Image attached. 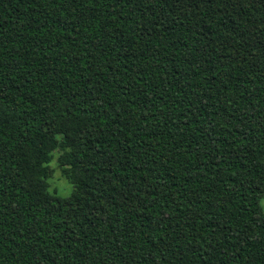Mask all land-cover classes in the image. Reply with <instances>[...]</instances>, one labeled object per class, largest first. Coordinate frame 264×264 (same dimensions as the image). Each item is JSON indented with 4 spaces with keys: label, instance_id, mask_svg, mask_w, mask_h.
Here are the masks:
<instances>
[{
    "label": "trees",
    "instance_id": "trees-1",
    "mask_svg": "<svg viewBox=\"0 0 264 264\" xmlns=\"http://www.w3.org/2000/svg\"><path fill=\"white\" fill-rule=\"evenodd\" d=\"M263 195L264 0H0V264H264Z\"/></svg>",
    "mask_w": 264,
    "mask_h": 264
},
{
    "label": "rangeland",
    "instance_id": "rangeland-1",
    "mask_svg": "<svg viewBox=\"0 0 264 264\" xmlns=\"http://www.w3.org/2000/svg\"><path fill=\"white\" fill-rule=\"evenodd\" d=\"M53 170L52 176L49 179V189L51 192H56L59 196H67L71 192V184L61 175L57 165V153L50 162ZM262 211L264 212V195L259 201Z\"/></svg>",
    "mask_w": 264,
    "mask_h": 264
}]
</instances>
